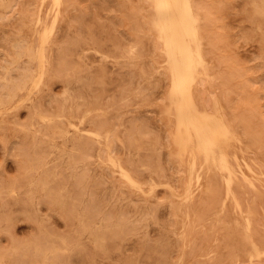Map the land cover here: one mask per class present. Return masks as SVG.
I'll return each instance as SVG.
<instances>
[{"label":"rangeland","instance_id":"rangeland-1","mask_svg":"<svg viewBox=\"0 0 264 264\" xmlns=\"http://www.w3.org/2000/svg\"><path fill=\"white\" fill-rule=\"evenodd\" d=\"M191 5L229 187L180 150L153 0H0V264H264V0Z\"/></svg>","mask_w":264,"mask_h":264},{"label":"bare ground","instance_id":"bare-ground-1","mask_svg":"<svg viewBox=\"0 0 264 264\" xmlns=\"http://www.w3.org/2000/svg\"><path fill=\"white\" fill-rule=\"evenodd\" d=\"M52 1L57 6L59 5L61 0H52ZM153 7L155 12L154 26L157 30L158 36L163 41L164 51L168 63L167 66H169L168 68L171 74L170 98L175 110L176 138L180 145V150L186 151V149L188 148L190 149L189 151L190 158L192 160V163L190 165V173L192 172V170H194L196 161L198 160L200 161L201 159L200 166L203 167L206 165L207 167L206 171H209L212 168H217L220 169L221 171L223 170V172L225 171L227 173V177L225 178V181L227 186L229 187L233 177L234 176L236 177L235 175L236 169L234 166L235 164H233L232 161H235L236 164L240 166L238 163V155L235 154V152L237 153V151L231 147L232 145L234 146L235 143L233 142L232 145L230 143L233 141V139H230L231 137L230 129L232 124L229 127L227 123L230 121L227 122L226 120H224L227 122L225 123L220 118L222 115L218 117L215 115V113H211L212 111L209 112L207 110H201L197 104L195 93L193 90V84L197 76L201 74L202 68L205 69L206 66L203 64V59H207V58L202 59V57L205 56H203L202 54L203 52H201L202 48L200 44H202V42H200V37H199V33L201 31H198L199 29L198 25H202V24H198L199 19H197L198 17L196 16V13L192 8L193 6L191 5V0H153ZM161 56L163 57V55ZM205 71L208 72L207 67ZM204 75L205 74H203V78L205 77ZM215 107L217 108V106H213V109ZM223 117L224 119L226 118V116ZM236 133L237 132H235V134ZM234 139L236 140V138ZM239 140H240L238 141L239 143L242 142L241 139ZM241 151L244 152L245 150L243 151L242 148ZM187 159H189V157ZM262 174H264V171L262 172ZM124 176L129 182H133L127 174H124ZM238 177L236 178L238 179ZM245 180L247 181V183L251 185L253 184L252 180L251 181L250 179L249 180L245 179ZM245 186L247 185L245 184ZM188 187H190V185ZM188 189L190 188H187V190ZM257 189L260 188L258 187ZM186 196H188L187 193ZM250 243H251L250 246L251 245L254 246L252 242ZM254 252L255 255H258L260 253L257 247L256 249H254Z\"/></svg>","mask_w":264,"mask_h":264}]
</instances>
